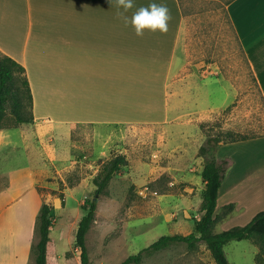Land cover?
<instances>
[{"label":"rangeland","instance_id":"374dc122","mask_svg":"<svg viewBox=\"0 0 264 264\" xmlns=\"http://www.w3.org/2000/svg\"><path fill=\"white\" fill-rule=\"evenodd\" d=\"M231 1L180 0L187 64L167 90V105L164 100L148 107L139 116L142 121L40 130L16 124L7 111L3 128L12 132V142L0 147V264H36L39 213L45 202L54 206L56 216L47 264H83L76 246L82 204L97 194L93 179L117 154H125L128 163L98 194L96 217L86 237L87 264H120L162 235L194 231L203 214L206 186L200 147L226 130L264 134V95L232 24ZM212 66L234 86L228 102L218 108L208 105L209 95L212 105H218L226 96L224 89H210L211 94L202 90L203 104L194 98L191 85L196 67L204 77ZM218 149V158H225L226 150ZM241 200L239 187L222 190L214 231L245 225L254 217L251 211L257 207L242 210ZM225 251L231 264H259V246L249 239H232ZM132 264L217 263L206 242L199 241L195 247L173 243Z\"/></svg>","mask_w":264,"mask_h":264},{"label":"crops","instance_id":"0c3cea01","mask_svg":"<svg viewBox=\"0 0 264 264\" xmlns=\"http://www.w3.org/2000/svg\"><path fill=\"white\" fill-rule=\"evenodd\" d=\"M133 2L129 20L140 6L166 5L168 32L136 36L131 23L117 17L116 0H0V53L24 65L32 89L34 121L22 127L138 122L148 107L164 100L167 105V90L188 60L186 17L180 0ZM228 7L264 95V0H232ZM191 75L194 98L203 104L204 89L225 90L218 105L209 95L214 108L233 95L232 83L214 67L204 77L199 67ZM11 137L0 129V147L11 145ZM224 149L229 167L220 193L239 187L242 210L257 207L251 211L256 214L264 209V134L222 143L218 151Z\"/></svg>","mask_w":264,"mask_h":264},{"label":"trees","instance_id":"16d2710c","mask_svg":"<svg viewBox=\"0 0 264 264\" xmlns=\"http://www.w3.org/2000/svg\"><path fill=\"white\" fill-rule=\"evenodd\" d=\"M32 100V89L24 65L11 56L0 53V129L4 127L8 110L13 115L16 124L33 122ZM256 136L258 135L226 130L208 137L199 150L200 156L204 158L201 175L206 186L203 193V214L196 220L194 231L189 234L162 235L138 253L129 255L120 264L139 263L145 253L163 249L176 242H185L189 247H195L199 241L206 242L217 264H231L225 251V245L232 239H249L258 245L259 251L256 253L255 260L259 264H264V209L257 212L245 225H235L219 232L214 231L218 219L216 210L219 193L229 164L227 158H218L216 154L218 146L221 142H234ZM127 163L128 159L125 154H117L110 159L93 179L97 186V194L93 198H86L82 204L85 213L77 229L76 246L81 250L83 264L89 261L86 237L96 217L98 194L106 189L115 173ZM61 201L64 205L63 195ZM233 207L234 203H230L229 208L233 209ZM53 210L54 206L46 202L40 209V239L36 246V264L48 263L47 250L51 239L50 232L56 218Z\"/></svg>","mask_w":264,"mask_h":264},{"label":"clouds","instance_id":"9594fccd","mask_svg":"<svg viewBox=\"0 0 264 264\" xmlns=\"http://www.w3.org/2000/svg\"><path fill=\"white\" fill-rule=\"evenodd\" d=\"M116 7L117 17L125 26L130 22L138 37H143L145 30L153 33L159 31L161 34L168 32L171 16L169 8L164 4L151 3L148 6H140L132 13L130 20L127 13L135 7L133 0H116Z\"/></svg>","mask_w":264,"mask_h":264}]
</instances>
